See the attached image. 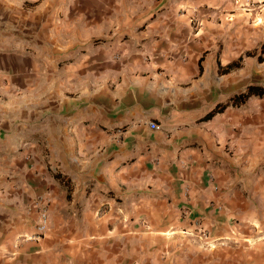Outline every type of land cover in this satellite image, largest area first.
<instances>
[{"label":"crops","instance_id":"obj_1","mask_svg":"<svg viewBox=\"0 0 264 264\" xmlns=\"http://www.w3.org/2000/svg\"><path fill=\"white\" fill-rule=\"evenodd\" d=\"M263 45L264 0H0V264H264V95L204 118Z\"/></svg>","mask_w":264,"mask_h":264},{"label":"trees","instance_id":"obj_2","mask_svg":"<svg viewBox=\"0 0 264 264\" xmlns=\"http://www.w3.org/2000/svg\"><path fill=\"white\" fill-rule=\"evenodd\" d=\"M248 54H253V53L252 52H248ZM242 58L243 57H241L233 65L238 66L240 64V60H242ZM259 59L262 60L263 57L260 55ZM253 95L263 96L264 95V88H262V86H260V85H249L245 90H243L242 92H240V93L234 95L233 97H231V99L229 101H227L226 103H223V105H220L219 107L211 110L204 118L205 119L212 118L217 113L223 111L230 104H236L238 106L243 105Z\"/></svg>","mask_w":264,"mask_h":264},{"label":"built area","instance_id":"obj_3","mask_svg":"<svg viewBox=\"0 0 264 264\" xmlns=\"http://www.w3.org/2000/svg\"><path fill=\"white\" fill-rule=\"evenodd\" d=\"M153 127H157L156 124L152 125ZM49 227V214H48V208L47 207H43L40 210V217L38 220V224H37V229L39 231V234L37 235V237H41L42 234H44V232L48 229Z\"/></svg>","mask_w":264,"mask_h":264},{"label":"rangeland","instance_id":"obj_4","mask_svg":"<svg viewBox=\"0 0 264 264\" xmlns=\"http://www.w3.org/2000/svg\"><path fill=\"white\" fill-rule=\"evenodd\" d=\"M262 52H264V46H262Z\"/></svg>","mask_w":264,"mask_h":264}]
</instances>
